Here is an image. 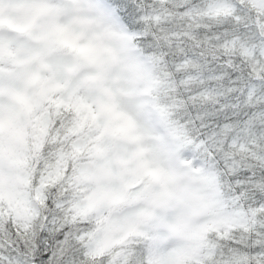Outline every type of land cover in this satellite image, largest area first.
Masks as SVG:
<instances>
[{
  "label": "rangeland",
  "instance_id": "rangeland-1",
  "mask_svg": "<svg viewBox=\"0 0 264 264\" xmlns=\"http://www.w3.org/2000/svg\"><path fill=\"white\" fill-rule=\"evenodd\" d=\"M251 1L264 13V0ZM22 2L24 7L7 14L0 12V53L4 44L10 52L7 68L0 54V88L5 87L7 78L9 94L25 106L30 116L32 106L17 81L26 86L39 84L45 98L66 84L59 99L63 106L73 103L79 118L72 129L82 132L73 140V147L97 153L73 176L78 184L74 207L92 216L121 199L129 203L118 211L142 202V207L124 213L123 226L127 234L133 227L148 232L153 241L168 220L167 197L172 188L191 176L206 190L211 206L219 214L215 223L225 218L218 189L207 180L201 162L160 129L145 93L150 70L135 51L115 9L104 0ZM208 9L235 11V5L233 0H215ZM236 43L233 40L227 45ZM239 46L258 72L264 71V41L259 46L239 41ZM250 93L255 98L264 97L258 86L251 87ZM49 124L50 113L45 112L38 118V130L32 132L39 145L44 142ZM30 126L34 127L24 122L23 115L11 121L7 129L0 125V197H6L16 217L26 222L40 219L42 211L30 187ZM41 151L38 148L33 153ZM65 156L59 150L55 160L43 167L34 184L38 198L46 199V182L51 179L53 184L60 176ZM207 227L196 237L191 258L199 257L196 244L203 240ZM92 236L90 228L82 234L89 249L100 252Z\"/></svg>",
  "mask_w": 264,
  "mask_h": 264
},
{
  "label": "trees",
  "instance_id": "trees-1",
  "mask_svg": "<svg viewBox=\"0 0 264 264\" xmlns=\"http://www.w3.org/2000/svg\"><path fill=\"white\" fill-rule=\"evenodd\" d=\"M104 1L115 9L112 0ZM214 1L198 0V3L193 6L191 0H144L147 11L140 18L144 23V28L141 31L130 30L117 11H114L128 30L135 51L150 70L148 88L145 93L150 109L159 122L160 129L166 135L182 143L192 153L193 157L201 162L207 180L210 179L216 186L223 203L222 210L226 217L222 218L219 223H215L214 226L207 227L203 240L196 244L199 257L191 258L192 264H205V261L213 256L217 259L222 257L224 264H264V253L261 252L260 248V244L264 242V234L259 233L256 227L259 221L256 219L253 209L245 207V201L241 199L244 193L237 195L234 189L230 191L226 181L221 180L222 170H218L214 162L204 158L203 141L197 140L192 129L188 127V121L182 119L183 101L177 95L176 81L172 71L169 70L168 62L164 60V56L160 52L161 45L168 47L175 45L178 51H182L181 45L187 44L191 47L192 44H195L199 47L203 41L206 48L215 47L218 50L216 54L222 53L227 56L229 58L228 64L239 57L242 62H246V66L253 73L258 75L260 72L240 48L239 41L259 46L264 40L249 39L242 32L237 34L229 32L220 44L213 46L206 36H200L197 29L218 26L231 18L232 24L237 29L247 28L254 23V34L264 36V20L260 19V15L264 13L251 0H247L246 7L252 10L254 19H247V14L238 16L234 10L230 9H223L219 12L209 10V5ZM186 5L189 6L186 7ZM149 34H152L156 39L155 50L152 52L146 51L139 42L141 37ZM215 35L216 33H213V36ZM233 40L237 43L233 46L227 45ZM1 63L4 65L3 62ZM191 65V58H186L177 63L175 69L177 71L186 70ZM239 66L240 64L237 63V67ZM182 83L185 86L195 84L196 77L190 74L185 77ZM65 86L66 84L56 87L54 93L45 98V102L37 114V117L40 118L45 112L50 113V124L42 145H39L40 141L35 137V134L30 132L29 160L31 164H29V173L32 195L38 203L40 202L42 208L46 206V199H40L36 195L34 184L39 180L43 167L55 160L56 152L59 150L65 152V161L60 176L53 184L51 179L48 180L45 191L47 193L52 187L60 185L61 195L66 194V199H69V201L60 202V207L64 211L60 224L63 226L66 222L74 226L77 224L82 226V230L77 236L82 252V256L78 259L86 262V264H143L144 247L152 242V237L148 232L144 233L135 227L131 228L125 236L123 245L111 252L91 251L86 238L82 237L84 230L89 228V224L93 223L94 220L92 216L82 214L74 207L73 197L77 194L78 184L74 181L73 176L78 172V168L83 162L93 159L97 153H90L86 148L77 149L73 147V140L82 132L78 128L72 129L73 124H77L79 118L73 103L68 102L63 106L59 99L60 92ZM250 89L251 87L248 88L247 92H243V88H241L243 98H236V105L242 108H251L253 113L245 122V126L233 136L230 142L231 147L228 156L231 158V163L228 164V167L233 171L242 167L264 166V143H261L264 140V133L256 131L257 126L264 125V107H261L264 105V97L255 98L251 95ZM203 97L201 103L210 98L209 92L205 91ZM231 127L229 125V130ZM36 145H39L38 148H41L42 151L34 154L33 151L38 149ZM255 186L257 188L262 187L261 182L257 181ZM69 194H73V196ZM128 203V201L121 199L109 207V212L122 208ZM0 217V228H3V222L11 217L14 223L18 224L29 235L36 221L33 219L31 222H26L17 218L11 203L4 196L0 197ZM43 222L44 217L41 214L40 223L43 224ZM221 248H223L222 252ZM218 253L219 255H217Z\"/></svg>",
  "mask_w": 264,
  "mask_h": 264
},
{
  "label": "snow or ice",
  "instance_id": "snow-or-ice-1",
  "mask_svg": "<svg viewBox=\"0 0 264 264\" xmlns=\"http://www.w3.org/2000/svg\"><path fill=\"white\" fill-rule=\"evenodd\" d=\"M112 3L130 30H143L144 23L140 18L147 11L144 0H112ZM197 3L198 0H191V5ZM233 3L236 15L247 14V19H254V13L246 7L247 0H233ZM260 19L264 20V14L260 15ZM197 32L201 37L206 36L213 46L220 44L229 32H242L249 39L264 40V36L254 34V23L247 28L237 29L231 18L218 26L199 28ZM213 33L216 35L213 36ZM139 42L146 51L155 50L156 39L152 34L141 37ZM181 48L183 50L178 51L175 45H161L160 52L168 62L176 81L177 95L183 101L182 119L188 121V127L197 140L203 141L204 158L214 162L216 168L222 170L221 180L226 181L229 190L234 189L237 195L244 193L241 199L245 201V207L253 209L259 221L256 227L259 233L264 234V166L242 167L234 171L228 167L231 163L228 156L230 142L253 113L251 108L236 105V98H243L241 88L243 92H247L249 87L258 86L264 92V71L258 75L253 73L239 57L228 64L227 56L216 54L218 50L215 47L206 48L203 41L199 47L184 44ZM186 58H191L192 65L186 70L177 71L176 64ZM237 63L240 64L239 67ZM190 74L196 77V83L185 86L182 81ZM205 91L209 92L210 98L201 103ZM229 125L232 126L230 130ZM256 131L264 133V125L257 126ZM257 181L261 182L262 187L255 186ZM46 197V206L41 213L44 222L41 224L37 218L30 235L14 223L11 217L3 222V228H0V264H86L78 259L82 252L77 236L82 226L66 222L63 226L60 224L64 216L60 202L65 201L67 195H61L60 185H57L46 193ZM260 248L264 253V242L260 244ZM205 264H224V261L222 257L217 259L213 256Z\"/></svg>",
  "mask_w": 264,
  "mask_h": 264
},
{
  "label": "clouds",
  "instance_id": "clouds-1",
  "mask_svg": "<svg viewBox=\"0 0 264 264\" xmlns=\"http://www.w3.org/2000/svg\"><path fill=\"white\" fill-rule=\"evenodd\" d=\"M24 6L22 0H0V12L4 14ZM0 54H2L7 68L10 55L7 44L3 45V51ZM17 87L28 98L32 112L29 116L25 106L9 94L6 78L5 87L0 88V95L3 96V104L0 106V125L7 129L11 121L17 120L19 116L23 115L25 123L34 125V127H29V132H36L38 130L37 114L45 102L41 86L39 84L26 86L23 81H17ZM7 147L8 139L7 133H5V148L7 149ZM157 191L159 190L157 189ZM167 199L168 220L164 222L163 230L157 239L145 245L143 264H192L190 249L195 244L196 237L206 226H214L219 219V214L211 206L206 196V190L202 189L191 176L186 177L180 185L173 187ZM142 206L141 202L131 208L126 207L123 211L109 212L108 206L105 205L101 211L93 213L94 222L89 224L93 233V244L104 252L120 248L127 234L123 226L124 213L134 211Z\"/></svg>",
  "mask_w": 264,
  "mask_h": 264
}]
</instances>
